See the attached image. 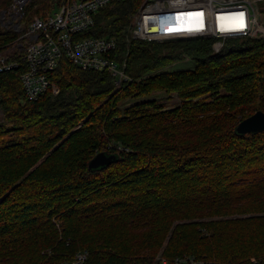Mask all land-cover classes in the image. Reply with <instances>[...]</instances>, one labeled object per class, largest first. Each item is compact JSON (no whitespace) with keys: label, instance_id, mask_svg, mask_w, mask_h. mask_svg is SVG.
Wrapping results in <instances>:
<instances>
[{"label":"trees","instance_id":"obj_1","mask_svg":"<svg viewBox=\"0 0 264 264\" xmlns=\"http://www.w3.org/2000/svg\"><path fill=\"white\" fill-rule=\"evenodd\" d=\"M59 1L31 0L23 21ZM141 1L101 9L84 34L116 38L128 77L118 86L62 58L59 92L30 101L20 68L0 73V264H71L83 252L80 264H264V130L235 132L264 112V38H229L218 53L210 38L131 39ZM15 37L0 25V51ZM184 57L192 68L162 70ZM156 91L179 103L120 107ZM98 152L115 159L89 169Z\"/></svg>","mask_w":264,"mask_h":264},{"label":"built area","instance_id":"obj_2","mask_svg":"<svg viewBox=\"0 0 264 264\" xmlns=\"http://www.w3.org/2000/svg\"><path fill=\"white\" fill-rule=\"evenodd\" d=\"M30 1L12 0L0 16V24L16 34L11 47L0 51V73L20 68L19 79L27 100H36L48 91L54 95L59 92L51 74L62 58L83 71L109 72L117 86L128 79L116 38L84 35L94 28L101 9L128 0H60L46 17H34L25 23L24 11ZM257 1L142 0L132 13L129 36L146 42L210 38L211 50L218 53L226 39L264 32V14L258 11ZM240 14L242 28L238 26ZM168 28L179 30L169 32ZM85 256L84 252L76 254L71 264H80ZM176 260L205 264L193 257Z\"/></svg>","mask_w":264,"mask_h":264},{"label":"rangeland","instance_id":"obj_3","mask_svg":"<svg viewBox=\"0 0 264 264\" xmlns=\"http://www.w3.org/2000/svg\"><path fill=\"white\" fill-rule=\"evenodd\" d=\"M11 1L12 0L9 1V4H8L7 8L2 10V12L0 13V16H1L2 13H5L8 10V8H9V6L11 4ZM256 5H257V8H258V11L261 14H264V1L263 0H259V1L256 2ZM112 8H113V6L109 7V9H112ZM101 18H102V22L100 21V23H102V24L108 23L112 27L115 28L114 18L105 17L104 15H102ZM0 25L2 26V24H0ZM4 29H6V28H4ZM112 30H113V28H112ZM126 30H127V28H126ZM8 31H10V30H8ZM112 33H114V32H112ZM253 37H262V38H264V32L254 33ZM193 66H194L193 61L190 58H188V57H184L182 60H178L175 63L171 64L170 66H167V67L163 68L162 70L170 71V70L183 69V68H192ZM142 100H156L157 103L162 104L165 108H171V107H173V106H175V105H177L179 103V100H178V98H177V96L175 94H169L168 95L167 93H165L163 91H156V92H153L150 95V97H148V98H143V99H138V100L128 99L126 101H123L122 103H120V107L121 108L128 107L132 103L139 102V101H142ZM2 121H3V115H2V111L0 109V122H2Z\"/></svg>","mask_w":264,"mask_h":264},{"label":"water","instance_id":"obj_4","mask_svg":"<svg viewBox=\"0 0 264 264\" xmlns=\"http://www.w3.org/2000/svg\"><path fill=\"white\" fill-rule=\"evenodd\" d=\"M264 130V112L261 110L255 111L237 123L235 132L237 134L256 133ZM115 159L114 154L98 152L88 162L89 169H96L110 164Z\"/></svg>","mask_w":264,"mask_h":264},{"label":"snow or ice","instance_id":"obj_5","mask_svg":"<svg viewBox=\"0 0 264 264\" xmlns=\"http://www.w3.org/2000/svg\"><path fill=\"white\" fill-rule=\"evenodd\" d=\"M196 15H200V14H196ZM240 17H241V23L238 25L239 27H243L244 25H243V14H240ZM179 19V18H178ZM202 26V25H201ZM177 30H179V29H176V28H168L167 29V31H169V32H172V31H177Z\"/></svg>","mask_w":264,"mask_h":264}]
</instances>
